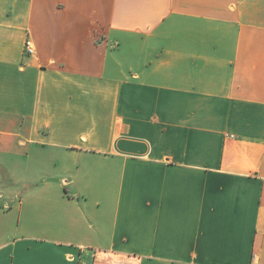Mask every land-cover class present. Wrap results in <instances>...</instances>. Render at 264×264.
Returning a JSON list of instances; mask_svg holds the SVG:
<instances>
[{
    "label": "crops",
    "instance_id": "0c3cea01",
    "mask_svg": "<svg viewBox=\"0 0 264 264\" xmlns=\"http://www.w3.org/2000/svg\"><path fill=\"white\" fill-rule=\"evenodd\" d=\"M0 264H264V0H0Z\"/></svg>",
    "mask_w": 264,
    "mask_h": 264
},
{
    "label": "built area",
    "instance_id": "2783aa9c",
    "mask_svg": "<svg viewBox=\"0 0 264 264\" xmlns=\"http://www.w3.org/2000/svg\"><path fill=\"white\" fill-rule=\"evenodd\" d=\"M25 50L26 52H28L29 54H34L36 52V47L35 44L32 40H27L26 44H25Z\"/></svg>",
    "mask_w": 264,
    "mask_h": 264
}]
</instances>
